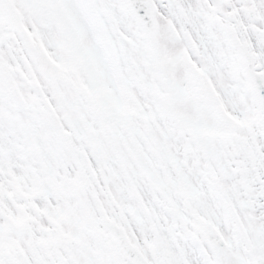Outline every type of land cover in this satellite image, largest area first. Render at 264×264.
<instances>
[{
    "label": "snow or ice",
    "instance_id": "snow-or-ice-1",
    "mask_svg": "<svg viewBox=\"0 0 264 264\" xmlns=\"http://www.w3.org/2000/svg\"><path fill=\"white\" fill-rule=\"evenodd\" d=\"M0 264H264V0H0Z\"/></svg>",
    "mask_w": 264,
    "mask_h": 264
}]
</instances>
